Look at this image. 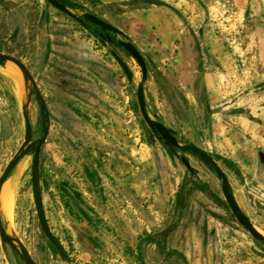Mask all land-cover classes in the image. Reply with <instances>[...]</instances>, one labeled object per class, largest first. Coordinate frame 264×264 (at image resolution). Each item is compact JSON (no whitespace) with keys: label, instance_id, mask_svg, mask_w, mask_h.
I'll use <instances>...</instances> for the list:
<instances>
[{"label":"rangeland","instance_id":"rangeland-1","mask_svg":"<svg viewBox=\"0 0 264 264\" xmlns=\"http://www.w3.org/2000/svg\"><path fill=\"white\" fill-rule=\"evenodd\" d=\"M73 1L140 48L151 111L218 160L240 206L264 232V0ZM209 31L224 47L222 64L206 44ZM0 51L23 58L46 100L44 208L74 264H264V242L200 189L208 184L224 199L221 181L188 154L194 178L162 141L149 138L137 105L142 68L123 48L102 43L44 0H6ZM113 52L134 73L132 81ZM202 64L214 74L209 95H199ZM16 77L0 70V176L25 136ZM35 121L39 138L38 106ZM30 181L28 166L15 199L5 190L14 199L16 231L37 264H65L41 230ZM18 256L0 238V264H20Z\"/></svg>","mask_w":264,"mask_h":264},{"label":"water","instance_id":"water-1","mask_svg":"<svg viewBox=\"0 0 264 264\" xmlns=\"http://www.w3.org/2000/svg\"><path fill=\"white\" fill-rule=\"evenodd\" d=\"M48 1L61 11L81 21V18H78L73 10L68 8L65 4L57 0ZM149 2L157 5H165V3L157 0H149ZM83 17L90 20L96 26L104 28L114 35L120 36L121 38L119 42L121 45L141 65L143 74L138 84L137 105L144 121L152 131L150 139L155 137L162 141L168 147L170 153L178 157L185 165L189 173L193 176L196 175V169L192 166L188 154L192 155L195 159L206 165L208 169L221 181L224 197L238 222L252 235L255 240L264 242V232L256 224H254V222H252V220L241 208L230 183L229 177L222 169L218 160L210 152L201 148L197 144L181 138L178 132L167 125L158 113L151 111L146 93L147 82L150 78L148 64L141 51L133 43L132 39L124 31L102 18L86 12L83 13ZM108 38L111 40L109 35ZM114 56L124 69L128 79L132 81L133 74L127 64L118 54L115 53ZM8 66L13 67L20 76V104L25 136L21 147L0 176V238L3 245L6 243L10 244L12 250L22 258L25 264H37L30 250L16 231L12 207L20 180L29 166L33 206L36 209L41 230L51 242L54 250L58 252L63 262L65 264H74L62 243L53 233L49 225L41 190L40 155L42 146L46 142L50 131L49 111L37 86L36 80L32 76L26 64L13 55L0 53V70L5 72ZM33 95H35L37 100L40 101V108L43 113V133L39 138H36L33 132V126L36 122L35 111L37 109V105L33 100ZM7 186L10 187L14 198L11 205H9L10 207H8L5 198V190Z\"/></svg>","mask_w":264,"mask_h":264},{"label":"flooded vegetation","instance_id":"flooded-vegetation-1","mask_svg":"<svg viewBox=\"0 0 264 264\" xmlns=\"http://www.w3.org/2000/svg\"><path fill=\"white\" fill-rule=\"evenodd\" d=\"M45 2H47L49 5H51V6H53L55 9H57V10H59V12H61L62 14H65L66 16H68V17H70L71 19H73L74 21H76L77 23H79L83 28H85L86 30H89L90 31V33L95 37V38H98L99 40H101V42L102 43H111L112 45H114L115 47H120V48H123L124 49V47L121 45V43L119 42V40H120V38H118V36L117 35H114L113 33H111L110 31H108V30H106V29H104V28H101V27H98V26H96L95 24H93L90 20H87L85 17H83V13H90V14H92V15H95V16H97V17H99V18H102V17H100L99 15H97V14H95V13H93V12H88V11H85V10H82V11H80L79 10V8L81 7L79 4H77L75 1H73V0H57V1H59V2H61V3H63V4H65L68 8H70V9H72L73 10V12L76 14V16L78 17V18H81V21H79L78 19H75V18H73L72 16H70V15H68L67 13H65V12H63V11H61L60 9H58L57 7H55L52 3H50L48 0H44ZM0 2H1V4H3V5H5L6 4V0H0ZM178 15H180L178 12H176ZM102 19H104V18H102ZM104 20H106V21H108L107 19H104ZM109 22V21H108ZM109 23H111V22H109ZM112 25H114L113 23H111ZM114 26H116V25H114ZM117 28H119L118 26H116ZM119 29H121V28H119ZM122 30V29H121ZM122 31H124V30H122ZM125 32V31H124ZM126 33V32H125ZM127 34V33H126ZM108 35L111 37V40L108 38ZM128 35V34H127ZM114 36H116V37H114ZM129 36V35H128ZM120 37V36H119ZM194 38H195V35L193 36ZM195 40V42H196V50H197V52L198 53H200V44L198 43V39H197V37L194 39ZM134 43V42H133ZM135 44V43H134ZM136 45V44H135ZM137 46V45H136ZM138 47V46H137ZM138 49L140 50V48L138 47ZM50 50H51V47H50ZM125 50V49H124ZM126 51V50H125ZM141 51V50H140ZM127 52V51H126ZM0 53H4V54H9V55H13V56H15V57H17V58H19L21 61H23L25 64H26V62L23 60V58L22 57H20V56H16V54L15 53H13V52H3V51H0ZM118 54L117 52H113L112 53V55H113V57L115 58V56H114V54ZM141 53L143 54V52L141 51ZM127 54L128 55H130V53H128L127 52ZM119 56H120V54H118ZM131 56V55H130ZM144 56V55H143ZM132 58H134L133 56H131ZM120 58H122L121 56H120ZM123 59V58H122ZM135 59V58H134ZM199 59V58H198ZM115 60L118 62V60L115 58ZM136 60V59H135ZM123 61L126 63V61L123 59ZM137 61V60H136ZM199 61H200V59H199ZM138 62V61H137ZM119 63V62H118ZM127 64V63H126ZM139 64V63H138ZM198 64H199V62H198ZM120 65V64H119ZM140 65V64H139ZM26 66H27V64H26ZM121 66V65H120ZM127 66H128V64H127ZM141 66V65H140ZM200 66V65H199ZM198 66V67H199ZM28 67V66H27ZM122 67V66H121ZM128 68L130 69V67L128 66ZM142 68V67H141ZM28 69L30 70V72H31V74H32V76L35 78V76H34V74L32 73V70H31V68L30 67H28ZM123 69V68H122ZM124 70V69H123ZM130 71L132 72V70L130 69ZM125 72V71H124ZM142 72H143V70H142ZM126 74V73H125ZM132 74H133V79H134V73L132 72ZM201 78V77H200ZM132 79V80H133ZM35 80H36V78H35ZM36 83H37V80H36ZM37 86H38V84H37ZM38 88H39V86H38ZM40 90V89H39ZM202 89H201V87H200V89H199V92H200V94L199 95H201L202 94ZM41 92V91H40ZM42 94V93H41ZM203 95V94H202ZM43 96V95H42ZM43 98H44V96H43ZM33 100H34V102L36 103V105L38 106V108L40 109V112H41V115H42V121H43V113H42V111H41V108H40V101H38L37 100V98H36V96L35 95H33ZM45 100V99H44ZM45 102H46V100H45ZM46 105H47V103H46ZM47 108H48V106H47ZM48 111H49V109H48ZM49 115H50V113H49ZM50 127H51V119H50ZM50 132V131H49ZM150 138V137H149ZM152 140V139H151ZM206 150V149H205ZM222 167V166H221ZM196 169V168H195ZM223 169V168H222ZM224 170V169H223ZM225 171V170H224ZM226 173V172H225ZM227 174V173H226ZM193 176V175H192ZM197 178L198 177V173H197V171H196V175L194 176V178ZM230 180V179H229ZM231 183V182H230ZM232 185V184H231ZM202 188V189H201ZM200 189L202 190V191H204V192H208V194H210L212 197L214 196V199H216L217 201H219L220 203H222L224 206H228L229 207V205H228V203H227V201H226V199H225V197H224V194H223V197H224V199H221L220 197H218L215 193H213L211 190H210V188H209V185L208 184H203L202 185V187H200ZM234 190V189H233ZM223 192V191H222ZM235 193V192H234ZM215 194V195H214ZM252 195H253V197H255V198H260V195H258V194H256V193H252ZM230 208V207H229ZM242 208V207H241ZM79 209H80V211H82V213H83V215H87V217L89 216L88 214H86L85 213V211H84V209H81L80 207H79ZM244 211V210H243ZM245 212V211H244ZM234 215V214H233ZM248 216V215H247ZM236 218V217H235ZM10 245V244H9ZM64 247V246H63ZM19 257V262H20V264L22 263V264H24V261L22 260V258L20 257V256H18ZM189 264V263H188Z\"/></svg>","mask_w":264,"mask_h":264},{"label":"crops","instance_id":"crops-1","mask_svg":"<svg viewBox=\"0 0 264 264\" xmlns=\"http://www.w3.org/2000/svg\"><path fill=\"white\" fill-rule=\"evenodd\" d=\"M205 41H206L207 46L210 49V52L212 54H214V56H216V58L220 61V64H222L221 60L224 59L225 51H224V47L220 44V39L217 38V36L211 34V32L209 31V34L206 35V37H205ZM225 58H226V56H225ZM223 62H224V60H223ZM198 72H200L199 67L196 68L195 77L198 76ZM202 75L203 76L198 81L199 89L201 87V89L205 91L206 95L207 94L209 95V93H208L209 89L215 90L214 86H212L211 84L209 85V81H211V77H213L214 74L212 73V71L209 68H203V64H202ZM215 83H217V82H215ZM217 89L219 92L222 91V90H220L221 89L220 84H219V87H217ZM210 96L216 97V95L214 93L211 94ZM212 102H217V99H213ZM209 107L211 109L210 105H209ZM211 112L213 113V111H211Z\"/></svg>","mask_w":264,"mask_h":264},{"label":"bare ground","instance_id":"bare-ground-1","mask_svg":"<svg viewBox=\"0 0 264 264\" xmlns=\"http://www.w3.org/2000/svg\"><path fill=\"white\" fill-rule=\"evenodd\" d=\"M6 73L16 74V76H17L16 78L18 79V82H20V76H19L18 72L13 67L8 66L7 69H6ZM17 84L20 85V83H17ZM5 198H6L8 206L11 205V202H12L11 200L12 199H10V197H7V196H5Z\"/></svg>","mask_w":264,"mask_h":264},{"label":"trees","instance_id":"trees-1","mask_svg":"<svg viewBox=\"0 0 264 264\" xmlns=\"http://www.w3.org/2000/svg\"><path fill=\"white\" fill-rule=\"evenodd\" d=\"M207 110H208V112H209V111H211V110H210V107H209V105H208V104H207Z\"/></svg>","mask_w":264,"mask_h":264}]
</instances>
